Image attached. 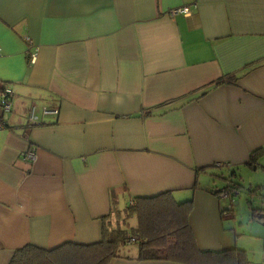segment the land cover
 I'll use <instances>...</instances> for the list:
<instances>
[{"label":"crops","instance_id":"1","mask_svg":"<svg viewBox=\"0 0 264 264\" xmlns=\"http://www.w3.org/2000/svg\"><path fill=\"white\" fill-rule=\"evenodd\" d=\"M1 88L0 264L96 241L112 208L165 191L191 200L200 249L239 247L205 173L264 155V0H0ZM136 253L107 264H182Z\"/></svg>","mask_w":264,"mask_h":264},{"label":"trees","instance_id":"2","mask_svg":"<svg viewBox=\"0 0 264 264\" xmlns=\"http://www.w3.org/2000/svg\"><path fill=\"white\" fill-rule=\"evenodd\" d=\"M233 74H226L206 85L199 93L185 97L181 103L202 95L209 86L232 83ZM250 152L248 163L261 151ZM227 197L235 192L234 185L223 186ZM221 190H209L218 195ZM230 206V205H229ZM191 200L176 201L169 191L152 196H133L130 204L121 210L112 208L109 216L101 220L100 234L96 241L78 243L64 241L44 249L25 244L12 252L7 264H107L117 255L119 244H136L138 260H164L182 264H249L246 250L228 247L220 250L200 249L188 223ZM229 209V208H228ZM251 217H264V207H252ZM111 215L114 224H111ZM135 217V225L126 220ZM132 238V240H130Z\"/></svg>","mask_w":264,"mask_h":264},{"label":"rangeland","instance_id":"3","mask_svg":"<svg viewBox=\"0 0 264 264\" xmlns=\"http://www.w3.org/2000/svg\"><path fill=\"white\" fill-rule=\"evenodd\" d=\"M256 165L255 170L248 166H240L233 169L234 174L231 170L222 169L210 170L205 174L210 178V184L207 185L210 187L209 190L218 189L222 185H234L235 193L231 197H220L222 206L229 208L224 212L227 215L225 223L238 233L241 245L239 247L245 249L249 256L252 255V251H256L254 257L264 261V218L257 219L250 215L252 207H264V155L259 158ZM127 221L135 223V217L132 216ZM133 249H136V244L128 242L119 244L116 252L124 254Z\"/></svg>","mask_w":264,"mask_h":264},{"label":"built area","instance_id":"4","mask_svg":"<svg viewBox=\"0 0 264 264\" xmlns=\"http://www.w3.org/2000/svg\"><path fill=\"white\" fill-rule=\"evenodd\" d=\"M190 11L189 6L188 5H179V6H175V7H171L168 9V14L169 15H175V14H183L186 15L188 14ZM36 56V48H34L32 51H28L27 53V59L29 61H32ZM12 96V92L9 88H1L0 89V107L2 110H7L9 107V101L10 98ZM32 111H33V106L30 107V113L28 115L29 119H32ZM42 112L43 113H55L56 109L55 108H42ZM3 122L0 119V128L3 126ZM23 157L27 160H32L34 158V152L33 149H27L24 154ZM219 197L225 198L227 197L226 195V191L225 190H221L218 194ZM132 240V238L130 239Z\"/></svg>","mask_w":264,"mask_h":264}]
</instances>
